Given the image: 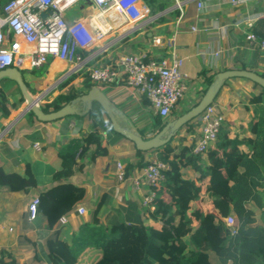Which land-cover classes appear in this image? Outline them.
Returning <instances> with one entry per match:
<instances>
[{"label":"crops","instance_id":"1","mask_svg":"<svg viewBox=\"0 0 264 264\" xmlns=\"http://www.w3.org/2000/svg\"><path fill=\"white\" fill-rule=\"evenodd\" d=\"M10 1L0 0V16ZM176 1L181 2V9L176 8ZM160 4H163L164 10L151 12L152 16L143 27L140 24L128 25L118 15H101L97 8H93L96 12L94 16L92 8L85 1H79L67 9L65 16L68 20L82 19L94 31L102 30L105 33L95 51L81 52L85 62L80 72L67 75L68 64L51 59L43 69L35 70L40 73L36 76L34 70L28 67L29 58L25 56L26 67L19 70L35 96L43 97L40 104L52 101L69 88L82 95L88 91L85 84H91L107 97L120 131L114 130L112 123L108 125L110 120L101 107L103 124L92 129L91 109L86 113L83 103L75 106L81 113L75 115L76 118L41 122L24 114L26 106L22 104L8 119L0 120V128L5 130L0 137V166L6 173H16L22 177L29 168L36 181L35 187L21 192L0 187V250L4 259H15L17 256L27 258L31 264H45L46 241L58 235L59 239L70 244L73 234L79 233L85 223L92 226V223L89 224L91 212L99 202L104 204L99 218L106 229L115 227L121 220L141 221L158 230L162 225L140 206L144 197L151 192L150 187L141 179L138 190L132 184L133 179L141 178L149 160L157 159V152L139 153L124 134L130 132L144 140L154 137L160 131L156 125L158 116L149 100L135 88L125 82L96 85L88 76L89 69L105 65L123 53H144L147 59L155 60L170 58L173 54L182 58L181 70L186 76L184 83L187 91L172 116L166 119L168 122L194 107L204 96L208 81L213 82L221 72L246 70L264 78V50L250 46L246 40L250 32L264 40V0H248L245 4L237 5L229 0H153L156 7ZM160 18L164 21L159 23ZM156 38L160 39L161 44L154 43ZM23 49L32 50L26 44H23ZM6 84L13 83L6 81ZM260 93V88L243 78L229 79L222 84L215 103L226 119L223 128L231 135L252 141V119L264 107V94ZM195 122L194 119L191 128L179 132L173 146H190L195 141L198 135ZM92 134L100 137L102 152L97 151ZM73 140L79 141L80 148L76 154L74 174L65 183L84 188L85 196L71 213L66 214L70 217L66 225L58 223L49 229L40 208L37 218L29 220L28 206L43 191L54 186L53 175L61 169L58 151L70 146ZM247 150L248 146L242 148L244 152ZM234 155L241 157L240 153ZM205 161L208 164L207 159ZM118 164L125 167L123 182H118L116 178ZM186 174L192 176L193 172L188 170ZM259 192L264 197V189H259ZM79 207L86 208L87 213L79 216L76 213ZM248 207L255 214V224L264 226L260 210L254 204ZM212 209L210 206L208 211ZM173 220L167 217L164 222L168 224Z\"/></svg>","mask_w":264,"mask_h":264},{"label":"trees","instance_id":"2","mask_svg":"<svg viewBox=\"0 0 264 264\" xmlns=\"http://www.w3.org/2000/svg\"><path fill=\"white\" fill-rule=\"evenodd\" d=\"M144 2L153 13L164 10L163 4L156 7L153 0ZM33 74L40 75L35 70ZM6 81L0 80V120L8 119L24 102L18 87L9 92L5 90ZM211 84L208 81L205 93ZM24 85L34 93L25 81ZM254 86L264 94V89L255 83ZM85 88L89 90L93 86L85 84ZM79 96L77 90L69 88L52 101L41 104L40 109L50 114L70 105ZM27 116L35 118L31 112ZM90 116L92 129L103 124L98 104L92 105ZM167 124V120L156 118L160 130ZM190 124L184 125L164 147L148 151L157 152V159L170 166L164 180L150 187L155 195L147 214L162 223L159 230L137 220H121L112 229H106L99 218L104 204L99 202L91 212L89 224L92 226L85 223L79 233L73 234L70 244L58 235L46 241L45 264H264V226L255 224V214L248 207L254 204L264 223V197L259 192L264 189V107L252 119L251 142L222 128L215 145L205 154L192 153V145H172L182 129L191 128ZM91 138L97 144V151L102 152L100 137L92 134ZM244 146H248L245 152ZM79 148V141L73 140L70 146L58 151L61 169L53 175L54 186L39 195V208L49 229L56 227L59 219L71 213L85 196L84 188L65 183L74 174ZM236 153L241 157L235 156ZM188 170L193 172L192 176H187ZM35 186L29 168L22 177L6 173L0 166V187L21 192ZM203 191L211 200L210 212L192 206ZM167 217H178V222L167 224L164 222ZM228 217L234 219L236 235H231L226 226ZM3 264L26 263L3 258Z\"/></svg>","mask_w":264,"mask_h":264},{"label":"built area","instance_id":"3","mask_svg":"<svg viewBox=\"0 0 264 264\" xmlns=\"http://www.w3.org/2000/svg\"><path fill=\"white\" fill-rule=\"evenodd\" d=\"M81 0H11L0 16V71L7 68H25L24 58H29V68L43 69L51 59H59L68 64L67 75L80 72L85 62L82 51H95L98 41L105 36L102 30H93L82 19L68 20L67 9ZM100 11L101 15L111 16V13L122 17L130 24H140V27L152 16L150 7L144 0H89ZM233 5L245 4L248 0H229ZM176 8L181 9V2L176 1ZM201 4L199 8H201ZM51 10L45 18L41 13ZM113 17V16H112ZM251 26V24H249ZM250 46H258L264 50V40L253 32L246 35ZM155 44H161L159 38ZM23 44L32 50L25 51ZM96 54V52H95ZM183 59L173 54L170 58L155 60L147 59L144 53H123L105 65L89 69L88 76L96 85H112L125 82L135 88L142 97L149 100L154 113L163 120L169 119L187 91L182 73ZM39 98V104L43 97ZM225 116L216 103L207 106L195 119L198 135L191 144L192 153L205 154L212 148L225 123ZM107 127V124H105ZM5 130L0 128V137ZM38 149V145H36ZM77 157V155H76ZM170 170L168 164L150 159L143 169L141 178L133 179L132 184L137 190L143 180L149 187L159 185ZM126 171L122 164L116 168L118 182L125 180ZM141 179V180H140ZM154 193L150 192L144 205H150ZM39 212V198L28 206V218L34 221ZM79 216L87 213L86 208L79 207ZM69 215L59 219V225L69 222ZM231 235H236L233 217L225 219ZM0 264H3V254L0 250Z\"/></svg>","mask_w":264,"mask_h":264},{"label":"water","instance_id":"4","mask_svg":"<svg viewBox=\"0 0 264 264\" xmlns=\"http://www.w3.org/2000/svg\"><path fill=\"white\" fill-rule=\"evenodd\" d=\"M51 13V10H47L45 13H41V17L45 18ZM233 78L247 79L264 89V78L254 72L246 70L224 71L217 75L216 79L207 89L204 96L194 107L176 118L174 121L168 122V124L164 126L154 137L144 140L142 137L130 132H124V134L134 143L136 149L142 152H147L153 149L164 147L184 125L196 119L207 106L212 104L217 94L219 93L222 84L226 80ZM3 79L18 86L20 92L23 95L24 104L26 106L24 114L31 112L38 121L52 122L69 116L80 115L81 113H79L77 108L75 107L78 103H83L86 105L85 112L87 113L92 108L93 103H96L103 109L104 113L109 118L110 122L112 123L113 129L116 131H120L116 122L114 111L110 107L107 97L97 87L89 89L86 93L82 94L76 100H74L70 105L63 107L56 112L45 114L40 109V99H33L28 93V90L24 85L23 75L19 69L7 68L0 71V80Z\"/></svg>","mask_w":264,"mask_h":264},{"label":"rangeland","instance_id":"5","mask_svg":"<svg viewBox=\"0 0 264 264\" xmlns=\"http://www.w3.org/2000/svg\"><path fill=\"white\" fill-rule=\"evenodd\" d=\"M82 1H85V2H87V5H89V8L91 7L92 9H91V11H93L92 13L93 14H95L94 16H96V12L93 10V8H96L94 5H93V3L92 2H90L89 0H81V2ZM98 12L100 13V11L98 10ZM101 14V13H100ZM98 16H99V14H98ZM128 23V22H127ZM92 24H93V26L95 25V23H93V21H92ZM92 24H90V25H92ZM130 23H128V25H129ZM100 27V26H99ZM96 29H98V28H96ZM23 72V71H22ZM11 89H15V87H13L12 85H6L5 86V90L7 91V92H9ZM28 93L31 95V97L33 98V99H35L36 98V96H35V94L34 93H32L31 91H28ZM48 98V97H47ZM47 98H45V100H48ZM16 99V96L14 97V98H12V101H14ZM44 100V101H45ZM24 104V103H23ZM41 105V104H40ZM170 167V166H169ZM143 171V170H142ZM221 173V172H220ZM222 174V173H221ZM141 183V182H140ZM148 194H150V192L148 193ZM147 196V195H146ZM203 196V197H202ZM202 197V198H201ZM144 199H145V197H144ZM144 199H143V201L141 202V207L143 208V209H148L149 207H148V205L146 206V205H144ZM197 201V202H196ZM196 202V203H195ZM192 206L194 207V209H199V210H203V211H205V212H207L208 211V209H209V207L211 206L212 207V204H211V200L208 198V196L206 195V193H205V191H203L202 192V194H201V196H200V199H198V200H195V201H193L192 202ZM172 219H174L173 221H175V222H178V217H173ZM172 221V222H173ZM112 229V228H111ZM15 259H17L18 260V262H20V263H26V264H31V263H29V261H28V259L27 258H24V257H15Z\"/></svg>","mask_w":264,"mask_h":264},{"label":"bare ground","instance_id":"6","mask_svg":"<svg viewBox=\"0 0 264 264\" xmlns=\"http://www.w3.org/2000/svg\"><path fill=\"white\" fill-rule=\"evenodd\" d=\"M111 16H115V14L111 13ZM116 17H117V16H116ZM101 18H102V16H101ZM100 21H103V20L100 19Z\"/></svg>","mask_w":264,"mask_h":264},{"label":"flooded vegetation","instance_id":"7","mask_svg":"<svg viewBox=\"0 0 264 264\" xmlns=\"http://www.w3.org/2000/svg\"><path fill=\"white\" fill-rule=\"evenodd\" d=\"M12 86H13V87H18V86H17V85H15V84H12ZM19 90H20V89H19Z\"/></svg>","mask_w":264,"mask_h":264}]
</instances>
